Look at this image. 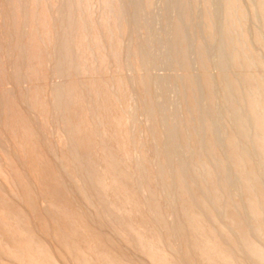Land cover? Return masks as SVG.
Masks as SVG:
<instances>
[{
	"label": "bare ground",
	"instance_id": "1",
	"mask_svg": "<svg viewBox=\"0 0 264 264\" xmlns=\"http://www.w3.org/2000/svg\"><path fill=\"white\" fill-rule=\"evenodd\" d=\"M179 1L161 111L154 0H0V264H264V0Z\"/></svg>",
	"mask_w": 264,
	"mask_h": 264
},
{
	"label": "rangeland",
	"instance_id": "2",
	"mask_svg": "<svg viewBox=\"0 0 264 264\" xmlns=\"http://www.w3.org/2000/svg\"><path fill=\"white\" fill-rule=\"evenodd\" d=\"M124 1H125L126 3L123 2V3H125V4H123V5H127V4H129V1H130V5H131V6H130V5H129V6L127 5L128 7H130V8H129V12H130V13H131V12H132V13H134V12L137 13V11H135V9H133L134 11L132 10L133 7L136 8L135 5L133 6L132 3H134V2L136 1L135 4L137 5V4H138V3H137L138 0H134L132 3H131V0H124ZM139 1H140V0H139ZM177 1H179V0H170V1H168V0H166V1H165V0H163V1H162V0H158V3H157V1L154 0L153 4H154V11H155V12L153 11V12L147 13V14H145V15L143 16V18H142V20H143V19L146 20V23H145V24H146V26L148 25L147 28H144V29H143L142 27L145 26V24L142 23V24H144V25L139 24V25L142 26V27H141L142 30H141V31L138 30V32H137V29H140V27L138 26L139 28L137 27L136 32H135L136 36H138V37H142V36H143V37H144V36H145V33H144L143 30H145V32L148 31L147 34H146V36H147V35H148V36H147V37L145 36V37H146V41L148 40L149 44H150L151 42H152V43H155V42L157 43V41H159V40L161 41V40H162L161 42L159 41L160 43L158 42V44H150V45H152V47H153V45H154L155 48H157L159 44L161 45V48H160V47L157 48V49L160 50V53L162 52L161 54L158 53L159 50H158V51H156L157 49L154 50V49H155L154 47H153L154 49L152 48L153 51L150 50V53H151V54L154 53L152 56L155 57L156 63H155L154 60H152L153 57H152V56L150 55V53H149V48H151L149 44H148V46L146 47V48H147V51L145 50V53L147 52V54L150 55V57H151V62H153V63H152V66H150V67H153V66H154V67L151 69V70H152L151 72H154V75H153L154 78H158V79L160 78L159 81H161L160 84H159V83H158V79H155V80H157V82H156L155 80H154V82H156L155 84H154V82H153V83L151 82L152 84H151V89H150V90L153 89L152 93L154 92V94H155L156 92H158V94L160 93L159 96H158V94H156V95H157L156 97H155V95H153V97H155L156 103H158L157 105L155 104V107H156L155 109H157V110L160 109L159 106H163V102H164V101H163V99L161 100V97H163V96H162V92H163V91H165V93H163V94H164L166 97L168 96V93H170V96H169L168 98L171 99V97L173 96V95H172V92H171V90H170V87H171V83H172V82H171V83L168 82V83H170L169 85L166 84V82H163V79H164V75H163V74L165 73V76H166L167 74H171V73H173V68H172V66L170 65V59H171L170 57H172V53H171V51H172V50H171V46H172V30H173V27H172V26H173L174 21H175V18H176L175 16H177V15L180 13V11H179L180 8L178 7L180 4H178ZM190 1H191V0H186V4H185L186 7L184 6V8H186L185 10H186V12H188L189 18H190V15H193L195 18H192L193 16H191V23H192V24H190V21H189V23H186V32L189 31V32L191 33L190 35H192L193 32L195 33V32L197 31L196 34H199V35H198V37H197V35H196V37H197L196 39H198V38L200 37L199 39L202 40V41H204V39L202 38L203 35H202V33H201V32H202V31H201V30H202V26H201V25H202V21H201L202 19H199V18H201V17H197V16H199V15L201 14L202 6H200V4H198L197 6H195V7H197V8H198V6L200 7V8H198V9L196 8V10H198V13H199V15H198V13L196 12V10H193V8H192V7H194L193 5H194L196 2H194V4H193L192 1H194V0H192L191 2H190ZM211 1H212V0H211ZM165 2H166V3H165ZM168 2H169V4H170L169 6L166 5ZM179 2H180V1H179ZM212 2H213V4H215L214 14L216 15L217 11H218V10L220 11L219 6H217V7H218V8H217L216 5L220 4V2H219V0H215V1L213 0ZM217 2H219V3L217 4ZM159 3H160V4H159ZM164 3H165V4H164ZM190 5H191L192 7H191ZM195 5H196V4H195ZM159 6H160V7H159ZM163 6H164V7H163ZM166 6H167L168 10H167ZM170 6H171V7H170ZM172 7H173V8H172ZM187 7H190V8H187ZM178 8H179V10H178ZM170 9L172 10V12H171ZM187 9H188V10H187ZM194 9H195V8H194ZM216 9H217V11H216ZM136 10H137V8H136ZM165 11H166V13H165ZM178 11H179V12H178ZM219 11H218V13H219ZM168 12H169V15L167 14ZM194 12H195V13H194ZM220 12H221V11H220ZM130 13H129V14H130ZM161 13H163V14H161ZM170 13H171V14H170ZM193 13H194V14H193ZM196 13H197V15H196ZM218 13H217V15L220 14V13H219V14H218ZM150 14H151V17H152V18L149 16ZM174 14H175V15H174ZM176 14H177V15H176ZM132 15H133V14H131V16L129 15V16H130L129 19H131V18L133 19L134 16H135V18L133 19L134 22H135V21H136L135 19H136V15H137V14L134 13V16H132ZM217 15L214 16L215 21H216V29H215V32H216L217 34H219V31H220V30H218V29H220V27H218V26L221 25V23H222V22L220 21V19L222 20V17H219V16H221V14H220L219 16H217ZM147 16H148V17H147ZM155 16H156V17H155ZM172 16H174V17H172ZM200 16H201V15H200ZM144 17H145V18H144ZM169 17L171 18V20L169 19ZM150 18H151V21H153V22L150 21ZM148 19H149V20H148ZM152 19H153V20H152ZM193 19H194V20H193ZM133 20L131 21L132 23H134ZM195 20L198 22L197 24H196V21H195ZM147 21H148V23H147ZM194 21H195V24H196V25H194ZM199 21H200V22H199ZM143 22H145V21H143ZM150 22H151L152 24H150ZM219 22H220V24H219ZM155 23H157V24H155ZM172 23H173V24H172ZM199 23H200V24H199ZM151 25H153V26L151 27ZM146 26H145V27H146ZM187 26H188V27L190 26V27H189L190 29L193 28V29H191L192 31L189 30V29H187ZM195 26H196V27H195ZM194 27H195V28H198V27H199V28L196 29V31H195V30H194ZM150 28H151V29H150ZM146 29H147V31H146ZM149 29H150V32H149ZM152 29H153V30H156V32H158V29H159V30H160L159 32H160L161 34H162V33H163V34L161 35V37H159L160 35L157 36L158 34L156 33L157 35H155V34H154L155 32H153V33H152L153 36H152V35L150 34V33L152 32ZM193 30H194V31H193ZM142 32H143V33H142ZM198 32H199V33H198ZM148 33H149L150 36H151L150 38H149V34H148ZM160 33H159V34H160ZM187 33H188V32H187ZM194 33H193V35H194ZM200 34H201V35H200ZM193 35H192V36H193ZM192 36H188V37H190V39H192V38H191ZM152 37H153V38H152ZM163 37H164V38L167 37V38L165 39L166 41L163 40V39H164ZM147 38H149V39H147ZM156 38H157V39H158V38H161V39H159V40L156 41ZM162 38H163V39H162ZM194 38H195V36H194ZM201 38H202V39H201ZM154 39H155V40H154ZM143 40H144V39H143ZM194 40H195V39H194ZM194 40H193V41H194ZM146 41H143V42H146ZM153 41H155V42H153ZM170 41H171V43H170ZM190 41H191V40H190ZM148 42H146V43H148ZM166 42H167V43H166ZM204 42L207 43L206 41H204ZM191 43H192V41H191ZM215 43H216V44L205 45L204 47H205V49H207L206 46H207V47H208V46H209V47L212 46V47H211V50H210L209 47H208V50H209V52L212 54L213 59L215 58L216 61H214L215 59L212 60V57H211V56H210L211 58H210L209 56H208V57H209V59L212 60L211 63H212L213 65L211 64V67H212V70H214L213 73L216 74V72L218 71V69H216V68H218V67L216 66V65H217L216 63H217V60H218V58H219V57H218V54H219V53L217 54V51H218V50H217V49H218L217 47H219V46H217V44L219 43V41L217 40ZM168 44L171 45V46H169ZM208 44H210V43H208ZM219 44H220V43H219ZM219 44H218V45H219ZM155 45H157V47H156ZM160 45H159V46H160ZM165 46H167V47L165 48ZM216 48H217V49H216ZM213 49H214V50H213ZM162 50H163V51H162ZM192 50H193V49H192ZM212 50H213L214 52H213ZM216 50H217V51H216ZM151 51H152V52H151ZM165 51H166V52H165ZM191 52H193V51H191ZM209 52L207 51V55H211V54H209ZM218 52H219V51H218ZM166 53H167V54L169 53V54H168L169 56H166ZM147 54H146V56H148ZM157 54H159V55H157ZM213 54H215V55L213 56ZM164 55H165V56H164ZM170 55H171V56H170ZM161 57H162L163 59H165V63L163 62L164 60L162 61ZM166 57H167L168 59H169V58H170V59L167 60ZM217 57H218V58H217ZM153 59H154V58H153ZM159 59H160V60H159ZM166 60H167L168 63L166 62ZM159 61H160V62H159ZM151 62H150V63H151ZM161 63H162V64H161ZM155 64H156V65H155ZM160 64L162 65V67L160 66ZM150 65H151V64H150ZM165 65L167 66L166 71H169V72L172 71L171 73H169V72H164V69H165V67H166ZM168 65H170V66H168ZM158 66H159V67H158ZM164 66H165V67H164ZM156 67H157V69H158V73H159V74H157V69H156ZM169 67L172 68V69H170ZM154 68H155V70L153 71ZM163 68H164V69H163ZM161 69H162V70H161ZM167 69H168V70H167ZM215 69H216V70H215ZM128 70H129V68L127 69V72H129V73L132 72V71L130 72V70H129V71H128ZM170 70H171V71H170ZM155 72H156V74H155ZM162 72H163V73H162ZM129 73H127V74H128L129 76H131L132 74H129ZM152 74H153V73H152ZM161 74H162V76H161ZM155 75H156L157 77H156ZM162 82H163V83H162ZM153 84H154V85H153ZM164 84H166V85H164ZM168 86H170V87H168ZM157 87H158V88H157ZM162 88H163V91H159L160 89L162 90ZM155 89H156V90H155ZM158 89H159V90H158ZM154 90H155V91H154ZM219 91H220V90L215 91V92H214L215 95L218 96ZM167 92H168V93H167ZM216 92H217V93H216ZM165 96H164L163 98H166ZM201 96H202V95H201ZM156 98H157V99H156ZM168 98H167V99H168ZM167 99H166V102H167ZM159 100H160V102H159ZM164 100H165V99H164ZM161 101H163V102H161ZM166 102H164V103H166ZM161 103H162V105H159V104H161ZM167 103H170V100H169V99H168V102H167ZM167 105H168V104H166V106H165V104H164L163 107H166V108H167ZM142 106H143L142 104L139 105V107L136 105V108H137V112H139V110H141V109H140V107H141L142 110H141L140 113H141V114L144 113V114H142V115H144V116H146V115H148V114L151 115V114H152V111L154 112V110H155V109H154V110H150V109L147 107V109H149L150 112H151V114H150L149 111H148V112H149V113H148L146 110L143 109V107H144L145 105H144L143 107H142ZM146 106H147V105H146ZM146 106L144 107L145 109H146ZM163 107H162V108H163ZM168 107H169V105H168ZM152 108H153V107H152ZM166 108H164V109H160V110H161V111H164ZM142 111H143V112H142ZM144 111H146L147 114H146ZM218 111H219V112H218ZM216 112L219 113V114L217 115V117L220 116V112H221L220 109H217ZM140 113H138V116H137V117H139V116L141 115ZM136 114H137V113H136ZM145 114H146V115H145ZM216 114H217V113H216ZM142 117H143V116H142ZM142 117L140 116L139 118L141 119ZM149 117H150V116H147L146 118L144 117L142 120H146V119H148ZM234 186H235V185H234ZM234 186H233V188H232L231 190L235 192V191L237 190V189L235 190V188H236L237 186H235V187H234ZM231 187H232V186H231ZM237 191H238V190H237Z\"/></svg>",
	"mask_w": 264,
	"mask_h": 264
}]
</instances>
